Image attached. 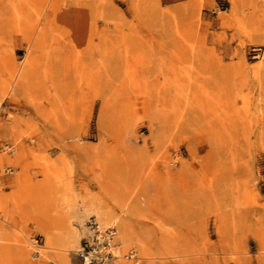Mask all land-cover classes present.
Instances as JSON below:
<instances>
[{
  "label": "rangeland",
  "instance_id": "rangeland-1",
  "mask_svg": "<svg viewBox=\"0 0 264 264\" xmlns=\"http://www.w3.org/2000/svg\"><path fill=\"white\" fill-rule=\"evenodd\" d=\"M0 156V264H264V0H0Z\"/></svg>",
  "mask_w": 264,
  "mask_h": 264
},
{
  "label": "built area",
  "instance_id": "built-area-1",
  "mask_svg": "<svg viewBox=\"0 0 264 264\" xmlns=\"http://www.w3.org/2000/svg\"><path fill=\"white\" fill-rule=\"evenodd\" d=\"M6 169L8 170V167ZM87 227L90 234L84 245L76 252L80 257L78 264H111L116 257L114 254L116 228L114 226L102 228L95 220H89Z\"/></svg>",
  "mask_w": 264,
  "mask_h": 264
},
{
  "label": "bare ground",
  "instance_id": "bare-ground-1",
  "mask_svg": "<svg viewBox=\"0 0 264 264\" xmlns=\"http://www.w3.org/2000/svg\"><path fill=\"white\" fill-rule=\"evenodd\" d=\"M3 159H4L3 156H0V162ZM87 207H89L91 210H94V212L100 218V220L101 219L102 220L109 219L111 216V213L109 212L106 205H103L101 203H97V202L92 201V202H89L87 204ZM99 223L102 224V222H99ZM116 234H117V230H116ZM52 238L48 236V239L52 240ZM125 239H127V236H125ZM114 240L116 243V236H115ZM54 241H56L55 244L48 245L47 247L58 251V257L61 259L62 264H67L65 257H66L67 252L72 250V248L74 246V240L71 238V235H69L67 232H60V234H58V236L54 237ZM115 247H116V244H115ZM115 247H114V249H115Z\"/></svg>",
  "mask_w": 264,
  "mask_h": 264
},
{
  "label": "crops",
  "instance_id": "crops-1",
  "mask_svg": "<svg viewBox=\"0 0 264 264\" xmlns=\"http://www.w3.org/2000/svg\"><path fill=\"white\" fill-rule=\"evenodd\" d=\"M116 242H117V240H116ZM77 251H79V249H78ZM77 251H76V252H77Z\"/></svg>",
  "mask_w": 264,
  "mask_h": 264
}]
</instances>
